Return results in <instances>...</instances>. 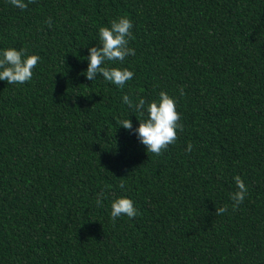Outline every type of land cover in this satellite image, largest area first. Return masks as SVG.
<instances>
[{
    "label": "trees",
    "instance_id": "1",
    "mask_svg": "<svg viewBox=\"0 0 264 264\" xmlns=\"http://www.w3.org/2000/svg\"><path fill=\"white\" fill-rule=\"evenodd\" d=\"M122 15L134 76L117 89L81 71ZM8 46L40 60L31 81L0 80V264H264V0H0ZM161 89L182 128L156 155L117 121L123 94ZM120 195L135 217H110Z\"/></svg>",
    "mask_w": 264,
    "mask_h": 264
},
{
    "label": "clouds",
    "instance_id": "2",
    "mask_svg": "<svg viewBox=\"0 0 264 264\" xmlns=\"http://www.w3.org/2000/svg\"><path fill=\"white\" fill-rule=\"evenodd\" d=\"M32 0H9V3L23 11L27 9ZM132 20L126 16H118L109 21L107 25L100 26L97 31L96 45L87 49V66L81 74L89 81L102 77L104 81L115 85L117 89H123L126 82L131 81L134 72L124 66L127 56H134L135 49L130 46L133 37ZM40 57L30 53L27 48L15 46L0 47V80L7 84L22 85L31 81L33 69ZM179 97L184 96L183 86L177 89ZM177 95L169 94L161 89L153 99L146 100L138 97L132 100L128 94L121 97L122 103L127 105L129 112L126 118L117 121L118 126L132 131L138 141L145 146L147 152L159 155L162 149L173 144L177 138V131L182 128L180 113L177 111ZM129 113L135 114L138 124L133 129ZM192 150V144L187 145L186 151ZM236 189L229 193V199L235 208L243 202L247 187L239 175L233 177ZM104 193L97 194L96 204L102 205ZM226 209L219 208L217 211L223 213ZM138 209L134 207L130 196L120 195L110 201V217L113 219L126 216L133 218Z\"/></svg>",
    "mask_w": 264,
    "mask_h": 264
}]
</instances>
